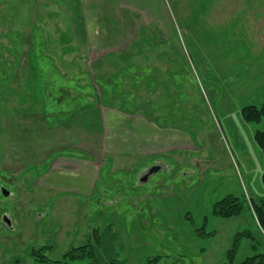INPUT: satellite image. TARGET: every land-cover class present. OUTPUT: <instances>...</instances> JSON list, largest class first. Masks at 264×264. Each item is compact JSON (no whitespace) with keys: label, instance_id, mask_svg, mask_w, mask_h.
<instances>
[{"label":"rangeland","instance_id":"obj_1","mask_svg":"<svg viewBox=\"0 0 264 264\" xmlns=\"http://www.w3.org/2000/svg\"><path fill=\"white\" fill-rule=\"evenodd\" d=\"M238 3L0 0V264L87 243L65 264H222L242 230L234 264L264 250V118L242 115L264 103V22ZM228 194L248 210L215 214Z\"/></svg>","mask_w":264,"mask_h":264},{"label":"trees","instance_id":"obj_2","mask_svg":"<svg viewBox=\"0 0 264 264\" xmlns=\"http://www.w3.org/2000/svg\"><path fill=\"white\" fill-rule=\"evenodd\" d=\"M243 118L247 121L258 122L264 118V103L261 105L248 104L242 108ZM254 138L256 142L261 147L264 153V130L256 129L254 131ZM264 180V173H263ZM251 199V198H250ZM249 199V200H250ZM253 205L249 208L252 216L254 217L257 227L264 238V199L251 200ZM247 199L244 196L242 199L228 194L218 200L215 203L214 212L221 217H234L238 216L240 213L247 209ZM248 210V209H247ZM253 238L252 233L249 230H242L236 232L233 238L231 247L226 251V260L222 264H234L236 253L240 244L241 239ZM89 243L80 246H72L68 251L63 254L61 259H50L47 255V250L52 247V245H36L31 246L29 254L36 264H65L67 260L75 259L77 257H82L90 254ZM254 246V244H252ZM254 249H256L254 247ZM159 256L149 258L145 264H158ZM238 264H264V250L255 252L252 255L246 256Z\"/></svg>","mask_w":264,"mask_h":264},{"label":"crops","instance_id":"obj_3","mask_svg":"<svg viewBox=\"0 0 264 264\" xmlns=\"http://www.w3.org/2000/svg\"><path fill=\"white\" fill-rule=\"evenodd\" d=\"M251 1V0H250ZM252 5L251 6H246V3H249V1L248 0H244V4L243 5H241L240 3H238V5L236 6V7H241V6H243L244 8H245V10L244 11H248L247 10V7H249V9H250V11H249V14L250 15H252L253 14V10L254 11H256V17L254 18V19H256V24H254V26H255V28H256V30L257 29H261V28H263V27H261V26H258V24L260 25V24H263V22H264V20L263 19H261L260 18V15L261 16H263V13H264V0H252ZM246 6V7H245ZM255 15V14H254ZM254 28V27H253ZM254 28V29H255ZM262 76H264V74H262L261 75V77ZM104 122V121H103ZM114 123H115V121H112L111 123H109V124H111V125H113L114 126ZM134 123L135 122H131L130 123V125H129V127H132L133 125H134ZM102 131H103V134H102V136H96V134H94V136H95V138L99 141V145L97 144V147L99 146V147H102V138H103V136H104V123H102ZM144 131V130H143ZM132 132H133V127H132ZM130 135V136H129ZM133 137V134H126V135H124V139H126L125 141H127V140H129L130 138H132ZM148 139H150V137H148ZM107 145V144H106ZM122 147V146H121ZM107 148V147H106ZM120 148V147H119ZM124 148V147H123ZM126 148H129L128 150H125V149H118V150H115V151H112V149H106L107 151H111V152H122V151H124V153H129V154H135V152L137 151V150H142V151H144V153H154V152H161L162 151V147L160 146V144L159 145H153L152 144V142H151V144H145V145H142V146H140V148H134V146H128V145H126ZM107 151H101V150H99L98 151V154L101 152V153H107ZM64 165H68L69 166V170L71 171V174L73 173H75V172H77V171H81V170H84V175L85 176H87V178L89 179V180H91V178H92V176H94L93 175V173H92V169H91V167H89V166H86L85 165V167L82 165V164H76V163H74V162H71V163H69V162H65L64 163ZM78 167V169H76V168ZM87 168H89V169H87ZM91 176V177H90Z\"/></svg>","mask_w":264,"mask_h":264},{"label":"water","instance_id":"obj_4","mask_svg":"<svg viewBox=\"0 0 264 264\" xmlns=\"http://www.w3.org/2000/svg\"><path fill=\"white\" fill-rule=\"evenodd\" d=\"M158 169V167H152L148 170V172L141 178V180H146L148 175L151 174L152 172L156 171ZM0 191H1V194L5 197H7L10 193V191L4 187V186H1L0 187ZM3 221L6 223V224H10V220L7 218V217H3Z\"/></svg>","mask_w":264,"mask_h":264},{"label":"flooded vegetation","instance_id":"obj_5","mask_svg":"<svg viewBox=\"0 0 264 264\" xmlns=\"http://www.w3.org/2000/svg\"><path fill=\"white\" fill-rule=\"evenodd\" d=\"M156 163H157V162H156ZM156 163H154V164H156ZM154 164H153V165H154ZM153 165H152V166H153ZM149 168H150V167H149ZM149 168H148V169H149ZM148 169H145V170L142 172V174H141V176H140L139 178H142L143 175L146 174V173L148 172ZM7 197H9V195H8ZM3 215H4V214H3ZM3 215H1V217H2V222H4V221H3V217H6V216H3ZM7 218H8V217H7ZM8 219H9V218H8ZM9 220H10V219H9ZM4 223H5V222H4ZM10 223H11V221H10ZM5 224H6V223H5ZM6 225H8V224H6ZM10 225H11V224H9L8 226H10Z\"/></svg>","mask_w":264,"mask_h":264}]
</instances>
